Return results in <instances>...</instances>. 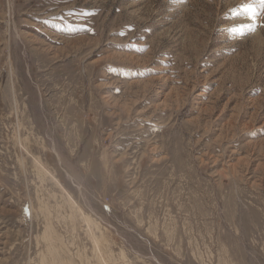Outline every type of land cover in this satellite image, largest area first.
<instances>
[{"label": "rangeland", "instance_id": "obj_1", "mask_svg": "<svg viewBox=\"0 0 264 264\" xmlns=\"http://www.w3.org/2000/svg\"><path fill=\"white\" fill-rule=\"evenodd\" d=\"M258 5L0 0V264H264Z\"/></svg>", "mask_w": 264, "mask_h": 264}, {"label": "snow or ice", "instance_id": "obj_2", "mask_svg": "<svg viewBox=\"0 0 264 264\" xmlns=\"http://www.w3.org/2000/svg\"><path fill=\"white\" fill-rule=\"evenodd\" d=\"M259 8L261 9L259 15L264 16V0H258ZM242 10L245 15L249 17L250 20L255 21L257 19L258 13L256 9V3H246L242 5ZM233 15H237V11L235 9L232 10ZM72 13L70 12L69 15ZM45 23H49L48 21H45ZM56 27H59L58 25H55ZM261 27H264V24L260 25ZM245 29L249 32H254L256 30V25L254 23H250L248 25H241L240 27H232L229 29L233 34H243Z\"/></svg>", "mask_w": 264, "mask_h": 264}, {"label": "bare ground", "instance_id": "obj_3", "mask_svg": "<svg viewBox=\"0 0 264 264\" xmlns=\"http://www.w3.org/2000/svg\"><path fill=\"white\" fill-rule=\"evenodd\" d=\"M185 6V5H184ZM259 6V5H258ZM257 6V7H258ZM260 10V9H259ZM238 13V12H237ZM250 23H254L255 25H256V28H258V16H257V19L255 20V21H252V20H250L248 17H247V15H245V14H243V16L241 17V21H240V26L241 25H248V24H250ZM246 30V29H245ZM259 30L260 29H258V30H255V33H259ZM12 85V84H11ZM14 93V92H13ZM15 97V96H14ZM15 99V98H14ZM15 101V100H14ZM16 143H19V145H21L22 143H21V138L20 137H16ZM22 146V145H21ZM21 150V149H20ZM31 151V150H30ZM31 153V152H30ZM28 154V153H27ZM29 155V154H28ZM27 156V155H26ZM35 158V157H34ZM33 158V159H34ZM21 161V160H20ZM35 162H37L35 159H34V163ZM42 162V161H41ZM45 164V163H44ZM43 166V165H42ZM46 166V165H45ZM36 167V166H35ZM42 168V167H41ZM38 169V168H37ZM44 169V168H43ZM35 170V169H34ZM41 171V170H40ZM43 171V170H42ZM48 173V172H47ZM51 176V175H50ZM53 177V176H52ZM51 178V177H50ZM41 180V179H40ZM55 181V180H54ZM60 183V182H59ZM56 185V184H55ZM57 186V185H56ZM63 186V185H62ZM58 188H59V186H58ZM59 190V189H58ZM61 190V189H60ZM67 190V189H66ZM60 193V192H59ZM65 194V193H64ZM69 194V193H68ZM64 196V195H63ZM68 196V195H67ZM65 197H66V195H65ZM72 198V197H71ZM71 198H68V200L70 199L71 200ZM70 200H69V202H70ZM71 203V202H70ZM76 204V203H75ZM72 206V205H71ZM75 207V206H74ZM78 208V207H77ZM81 208V207H80ZM79 208V209H80ZM83 209V208H82ZM81 209V210H82ZM74 212H76V210L74 211ZM87 215V214H86ZM84 217V219L86 220V221H88V224H89V221H91L90 220V218H88L87 216L85 217V216H83ZM80 218V217H79ZM81 219V218H80ZM84 220V221H85ZM75 221V220H74ZM83 225H85V224H83ZM86 228V227H85ZM89 229V228H88ZM86 233V232H85ZM103 242V241H102ZM100 243V242H99ZM105 243V242H104ZM108 244V243H107ZM94 245V244H93ZM95 248V247H94ZM98 248V247H97ZM55 251V250H54ZM98 252V251H97ZM94 255V254H93ZM102 255V254H101ZM103 257V256H102ZM103 259V258H102ZM97 260V259H96ZM104 260V259H103ZM105 262V261H104ZM108 262V261H107ZM109 263V262H108ZM115 263V262H114Z\"/></svg>", "mask_w": 264, "mask_h": 264}]
</instances>
